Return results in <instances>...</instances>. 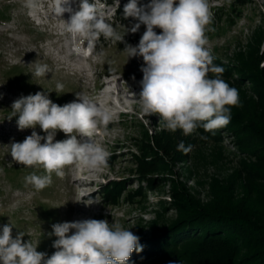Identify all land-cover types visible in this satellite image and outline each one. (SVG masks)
<instances>
[{"label":"rangeland","instance_id":"obj_1","mask_svg":"<svg viewBox=\"0 0 264 264\" xmlns=\"http://www.w3.org/2000/svg\"><path fill=\"white\" fill-rule=\"evenodd\" d=\"M89 2L96 3L106 21L111 20L117 0ZM208 2L213 13L209 27L215 31L206 33V47L213 64L224 69L222 79L238 89L240 105L231 107L230 122L215 130V135L198 128L186 136L180 129L163 128L157 114L145 116L140 111L144 61L142 57L127 59L122 52L125 43L136 46L140 39L131 41L129 31L124 42L101 37L93 56L79 58L71 52L73 41L64 17L48 15L47 8L43 17L38 7L33 12L36 24L27 14L25 0H0V232L11 222L14 238L24 232L25 242L31 239L38 244L37 251L50 257L56 251L53 242L57 238L49 235L53 224L107 220L129 229L140 238L141 252L152 253L142 259V253L134 251L130 264H170L153 254L161 244H152L183 220L172 194L189 198L210 214V185L234 176L248 162L244 139L258 133L261 139L255 136L253 140L264 147V0ZM36 60L51 68L45 78L32 77L35 65L31 63ZM97 80L109 82L96 87ZM57 82L64 84L63 94L54 91ZM105 89L110 92L104 93ZM38 91L50 92L49 98L60 106L76 99V92L103 102L102 107L112 114L107 132L100 129L83 139L110 152L107 167L66 166L64 177L53 173L52 184L43 190L26 184L27 175L42 174L43 169L20 165L11 157L9 145L22 142L33 131L18 130L11 105L21 95ZM35 131L45 135L39 126ZM66 138L58 131L55 140ZM181 141L186 147L192 145L188 154L177 150ZM77 175L82 181L75 180ZM236 193L242 195L240 190Z\"/></svg>","mask_w":264,"mask_h":264},{"label":"clouds","instance_id":"obj_2","mask_svg":"<svg viewBox=\"0 0 264 264\" xmlns=\"http://www.w3.org/2000/svg\"><path fill=\"white\" fill-rule=\"evenodd\" d=\"M71 4L72 0H54L53 11L58 17L70 13L66 30L73 41L71 52L79 58L93 56L101 37L124 42L127 31L135 33L141 24L146 26L138 45L125 43L122 51L127 59L142 57L144 61L139 99L143 115L157 114L163 128L172 132L180 129L186 136L198 128L215 135V130L230 122L231 107L240 105L239 92L222 79L224 69L213 64L214 57L206 47V33L215 31L209 27L213 13L208 0H150L148 4L128 0L123 16L138 21L131 29L106 21L94 2L80 0L77 11ZM25 7L31 14L39 2L25 0ZM155 28L162 32L157 34ZM31 64L35 65L32 77L45 78L52 71L46 63L36 60ZM54 91L63 94L64 84L57 82ZM48 93L21 95L11 105L18 130L33 129L22 142L9 146L13 161L43 169L42 174L33 171L25 177L26 184L35 190L50 186L53 173L63 178L66 166L105 168L111 155L104 147L83 139L100 129L107 132L112 120L108 110L86 92H76V99L63 106L54 103ZM37 126L45 135L35 131ZM58 131L67 138L55 140ZM200 139L207 140L208 136ZM177 150L188 154L192 145L186 147L181 141ZM13 227L10 222L0 232V264H130L133 252L143 250L140 238L119 223L86 219L53 224L49 235L57 238L53 242L56 251L48 257L37 251L38 244L31 239L23 240L24 232L19 231L14 238Z\"/></svg>","mask_w":264,"mask_h":264},{"label":"trees","instance_id":"obj_3","mask_svg":"<svg viewBox=\"0 0 264 264\" xmlns=\"http://www.w3.org/2000/svg\"><path fill=\"white\" fill-rule=\"evenodd\" d=\"M78 2L80 4V0ZM149 2L139 0L140 4ZM126 3L128 0H117L113 17L108 22L131 29L138 21L124 18ZM145 30L146 26L141 24L137 32L129 31L130 40L141 39ZM255 136L261 139L258 133L244 139L248 162L242 163L234 176L213 179L210 214L194 206L189 198L172 194L183 220L167 229L164 239L153 241L152 246L161 244V249L153 254L167 263L264 264V147L256 144ZM239 190L241 196L236 193ZM141 253L142 259L152 255L151 252Z\"/></svg>","mask_w":264,"mask_h":264},{"label":"bare ground","instance_id":"obj_4","mask_svg":"<svg viewBox=\"0 0 264 264\" xmlns=\"http://www.w3.org/2000/svg\"><path fill=\"white\" fill-rule=\"evenodd\" d=\"M39 1H41V0H39ZM52 16L57 17V18H61V17H64V18H65V16L58 17V16H56L55 14L52 15ZM65 22H66V19H65ZM108 82H109V81H108ZM108 82H106V81L101 82V81H98V80H97V82L95 83V86H96V87H97V86H98V87H99V86H100V87H101V86L104 87V85L107 84ZM95 86H94V87H95ZM100 90H101V89H100ZM100 90L98 91V93H100ZM109 92H110V90H108V89H105V91H104V93H109ZM104 93H103V94H104ZM95 96H96V95H95ZM98 96H99V95H97V97H98ZM97 97H96V98H97ZM105 102H106V101H105ZM101 103H103V102H101V101H100V102H97V104H98L99 106L102 107V104H101ZM102 108H103V107H102ZM82 167H83V166H82ZM83 168L86 169V170H92V169H87V168H85V167H83ZM84 169H83V170H84ZM82 173H83V171H80V172H79V175H81ZM87 178H88V176H87ZM89 178H90V177H89ZM75 180H77V181H78V180L82 181V180L80 179V176H78V175L75 177Z\"/></svg>","mask_w":264,"mask_h":264}]
</instances>
